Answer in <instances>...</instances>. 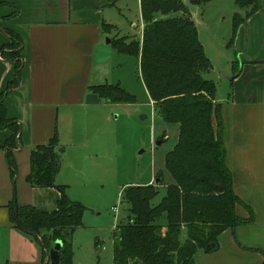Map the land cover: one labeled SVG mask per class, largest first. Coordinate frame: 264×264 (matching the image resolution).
Here are the masks:
<instances>
[{
    "label": "crops",
    "instance_id": "1",
    "mask_svg": "<svg viewBox=\"0 0 264 264\" xmlns=\"http://www.w3.org/2000/svg\"><path fill=\"white\" fill-rule=\"evenodd\" d=\"M114 5L115 0H0V26L16 35L21 57L18 83L3 99L6 119L17 125L18 134L16 145L4 148L12 133L0 129V264H41L46 258L37 241L9 221L13 192L7 152L21 176L15 184L16 205L50 213L58 192L32 188L25 182L30 150L56 137L61 161L55 183L70 198L69 177L82 180L90 151L100 150L112 138L101 110L110 104L88 88L119 85L112 82L113 58L107 51V41L118 37L108 14ZM260 15L264 18V0L249 23ZM238 31L241 35L245 25ZM7 42L0 32V46ZM259 55L249 52L242 58L239 53L236 76L232 77V66L226 74L228 92L219 95L216 89L214 98L221 113L231 189L242 203L235 205L234 214L252 220L222 231L216 250L195 252L192 264L264 263V46ZM13 78V63L0 59V93ZM156 174L154 166L148 185L154 183ZM162 188L156 201L164 195Z\"/></svg>",
    "mask_w": 264,
    "mask_h": 264
},
{
    "label": "trees",
    "instance_id": "2",
    "mask_svg": "<svg viewBox=\"0 0 264 264\" xmlns=\"http://www.w3.org/2000/svg\"><path fill=\"white\" fill-rule=\"evenodd\" d=\"M209 1L192 0L196 5ZM234 1L250 8L247 18L261 11L260 0ZM139 6L143 23L140 40L126 42L122 37L112 40L111 45L117 54L136 60L156 115L162 123L177 126L178 133L172 150L164 156V168L171 182L164 185L163 197L156 201L157 188L163 185L160 173L151 185L123 189L126 216L112 234L111 264H192L195 252L209 254L216 250L222 231L249 223L252 218L244 221L234 214L235 205L242 203L232 192L225 166L221 113L214 103L216 85L203 76L211 63L187 7L182 0H139ZM244 22L235 24L236 33ZM0 32L8 38L0 46V59L14 65V78L0 93V129L12 133L3 147L11 149L16 145L18 127L6 119L3 99L18 83L20 44L12 32L1 26ZM236 74L234 70L233 77ZM88 90L109 104L133 103V98L117 84L91 86ZM60 153L55 136L46 144L33 147L25 176L32 188H54L58 192L55 210L45 213L17 205L14 210L10 202L8 217L45 252L49 250L47 241L52 245L60 241L57 264H71L69 237L80 227L84 208L70 201L64 187L55 183ZM7 156L13 175L15 165L8 152Z\"/></svg>",
    "mask_w": 264,
    "mask_h": 264
},
{
    "label": "rangeland",
    "instance_id": "3",
    "mask_svg": "<svg viewBox=\"0 0 264 264\" xmlns=\"http://www.w3.org/2000/svg\"><path fill=\"white\" fill-rule=\"evenodd\" d=\"M182 2L196 26L204 53L211 61L210 70L203 76L215 83L219 95H225L229 90L226 74L230 66L234 74L236 64H239V53L242 58H246L249 52L253 56L260 54L264 46V18L260 15L249 23L258 11L247 18L250 8L239 6L234 0H210L203 5H196L192 0ZM108 14L116 28L117 38L124 36L126 42L140 40L143 23L138 0H115ZM240 21H246L241 35L234 30ZM117 38H110L107 46L114 65L112 82L118 83L133 98V103L110 104L101 108L113 132L112 138L100 150L97 147L90 151L91 157L83 166L85 175L82 180L69 177L72 184L68 189L70 198H67L84 208L80 227L69 237L71 264H111L112 234L115 226L126 216L123 189L150 184L154 166L163 183L157 188L158 194L163 192L162 186L168 184L166 181L171 182L164 168V156L176 142L177 126L166 125L158 118L135 59L114 53L111 41ZM141 117L146 118L142 120ZM20 180V174L13 173L11 189L14 199L15 184L18 185ZM148 180L150 183L147 184ZM47 246L50 249L52 242L47 241ZM45 254L44 261H47V252Z\"/></svg>",
    "mask_w": 264,
    "mask_h": 264
},
{
    "label": "water",
    "instance_id": "4",
    "mask_svg": "<svg viewBox=\"0 0 264 264\" xmlns=\"http://www.w3.org/2000/svg\"><path fill=\"white\" fill-rule=\"evenodd\" d=\"M109 42V41H107ZM146 117H141V119H145ZM159 144V142L157 143V145ZM13 184L11 183V186ZM13 188V186H12ZM12 205L14 207V210H15V206H16V202H15V199H14V196L12 197ZM61 248V243L60 241H54L53 242V245L52 247L47 251V262L48 264H57L58 263V259H59V256H58V251L60 250Z\"/></svg>",
    "mask_w": 264,
    "mask_h": 264
},
{
    "label": "built area",
    "instance_id": "5",
    "mask_svg": "<svg viewBox=\"0 0 264 264\" xmlns=\"http://www.w3.org/2000/svg\"><path fill=\"white\" fill-rule=\"evenodd\" d=\"M116 210L115 209H113V212H115Z\"/></svg>",
    "mask_w": 264,
    "mask_h": 264
}]
</instances>
